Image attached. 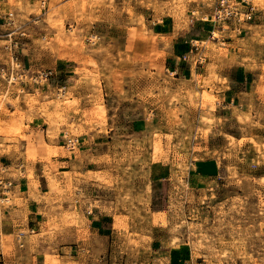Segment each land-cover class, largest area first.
Wrapping results in <instances>:
<instances>
[{
    "label": "rangeland",
    "instance_id": "374dc122",
    "mask_svg": "<svg viewBox=\"0 0 264 264\" xmlns=\"http://www.w3.org/2000/svg\"><path fill=\"white\" fill-rule=\"evenodd\" d=\"M231 1L246 10L243 0ZM215 2L0 0L7 17L0 68L19 58L16 82L0 78V212L19 201L13 184L20 176L34 187L35 168L45 174L49 194L32 196L48 202L39 211L46 264H71L60 262L58 244L74 245L76 255L77 241L90 243V223L113 236L98 264H264V26L257 34L251 28L253 37L238 33L240 55H231L223 44L231 31L209 18ZM250 2L264 13V0ZM24 21L32 32L48 26L56 33L54 42L48 33L35 42L41 66L21 57ZM110 22L117 31L105 38ZM194 45L190 61H181ZM61 47L77 65L66 89L50 61ZM241 67L254 75L240 85L248 95L221 96L230 90L217 86L218 72ZM48 70L49 80L41 77ZM48 81L59 87L40 95ZM19 140L26 160L10 164ZM59 156L68 163H55ZM204 158L219 161L221 177L205 191L189 190L190 164ZM155 167L167 180L151 182Z\"/></svg>",
    "mask_w": 264,
    "mask_h": 264
},
{
    "label": "crops",
    "instance_id": "0c3cea01",
    "mask_svg": "<svg viewBox=\"0 0 264 264\" xmlns=\"http://www.w3.org/2000/svg\"><path fill=\"white\" fill-rule=\"evenodd\" d=\"M17 1V0H15ZM28 1V0H24ZM24 19L27 18L30 23L35 21L31 15L23 16ZM7 17L0 15V28L6 26L3 24V20ZM264 20V13L262 11H257L254 22L243 24V30L238 31L236 26L229 25L227 29L231 33L227 34V40L224 41V45L228 47L229 54L231 55H240V51L236 49L239 40L243 39L241 33L245 36L253 37V31L251 28H254L257 33L261 32V21ZM27 25L28 21H24ZM198 23V21H197ZM196 22L191 23L190 30L186 33H190L192 29L197 24ZM201 25V24H200ZM199 25V26H200ZM225 26V25H224ZM222 27V29L224 28ZM27 33V37L21 40V44L24 46L20 50L26 51L21 55L23 61L27 64L34 66H41V62L37 61L39 55V48L36 47L35 42L38 41L39 36L42 34H47L50 36V41L54 42L55 40V31L48 26H45V31L32 32L34 25L30 24L26 27H22ZM117 31V23H107L104 28V36L112 38V35ZM3 32L0 29V33ZM236 33V34H235ZM54 39V40H53ZM64 48H58V51L54 52L50 57V61L53 63L55 69V78L57 80L66 81L65 86H62V89H66L67 86H73L75 80L78 78L77 74L74 72L77 69L76 61H73L67 57H62L60 52ZM237 61H240L239 59ZM220 78L224 80L223 82L217 83L218 87L222 89H229L230 92L224 91L221 93V96H227L229 99L232 97H237L240 95H248L244 90L240 89V85L244 83V79L248 81V77L254 79L252 72L245 71L242 67L236 69L235 71H228L227 69L220 70L218 72ZM229 75L230 79H226ZM246 82V81H245ZM48 86L43 88H38L40 95L46 96L51 92L52 89L59 87L58 85H51L48 81ZM238 89V90H237ZM40 121H37V125ZM30 128L36 129L32 124H29ZM83 142H86L88 139L85 138L86 135H83ZM46 141V140H45ZM18 145L19 149L17 152L12 154V161H23L25 162L27 157L26 146L27 143L24 140H19L17 144H12L11 148ZM46 150L39 151V157L37 159L36 165L41 163V157L46 155ZM1 154V151H0ZM41 154V155H40ZM2 157V156H0ZM55 163L67 164L68 160L65 157L59 156L52 158ZM14 163L10 161V164ZM36 167V166H35ZM60 169V168H59ZM35 186H31V181L26 175L20 176L13 184V195L17 193L19 201L15 205H10L7 210H4L3 213L0 212V232L3 234V240L0 241V264H46V252L49 250V244L46 239L42 238L41 232L43 231V226L46 223V218L39 213V211L45 207L48 203L47 201H37L32 196L45 197L49 194V184L48 179L45 174H39L38 170L35 168L33 172ZM65 173V172H63ZM165 174L161 170H157V167L152 168L150 171L151 182H162L167 180ZM221 177V164L216 158H204L196 159L191 162L189 171L186 176V184L189 190L192 191H205L207 190L214 180ZM45 184V187L43 186ZM17 189V190H16ZM2 201H5L2 199ZM94 221V220H93ZM92 221V222H93ZM91 224H88L87 228L90 232V243L79 242L77 241V254H73L74 245H63L64 243L58 244V253L60 262H69L71 264H98L94 259L101 258L105 250L111 249V243L113 236H104L101 235V232L96 229L91 228ZM136 228V227H135ZM139 231V232H138ZM143 229L138 228L137 233H141ZM27 232V233H26ZM72 233V232H71ZM36 237L32 239L33 236ZM98 237V238H97ZM78 238V236H77ZM99 241V242H97ZM23 243V247L20 246V243ZM101 246V247H100ZM87 252V259H82L80 251ZM69 253V254H68Z\"/></svg>",
    "mask_w": 264,
    "mask_h": 264
},
{
    "label": "built area",
    "instance_id": "2783aa9c",
    "mask_svg": "<svg viewBox=\"0 0 264 264\" xmlns=\"http://www.w3.org/2000/svg\"><path fill=\"white\" fill-rule=\"evenodd\" d=\"M244 7H246V10L239 9L235 3L231 0H216L214 10L212 15L209 17L212 23L215 27H223L224 25H234L236 26L238 31L243 30V24L251 23L254 21L255 15L257 13V9L252 5L250 0H243ZM10 24H12V21H9ZM8 38H12L11 34H8ZM94 38V37H92ZM17 47V44L13 42V40H10L9 50L13 52V50ZM195 51H198V47L194 45L192 50L188 51L184 55L181 56L180 60L184 63H187L190 61V56ZM18 57L13 56L12 58V65L10 67H3L0 68V78L4 79L8 85L11 83V77L13 76V73H15L14 64L18 62ZM199 60H196L195 63H199ZM53 71L48 70L41 74L42 78H46L47 80L50 79L51 76H53ZM19 79V77H18ZM68 144L70 148L73 150L74 148V142L68 141ZM2 185V183H1ZM7 190V189H5Z\"/></svg>",
    "mask_w": 264,
    "mask_h": 264
},
{
    "label": "bare ground",
    "instance_id": "6f19581e",
    "mask_svg": "<svg viewBox=\"0 0 264 264\" xmlns=\"http://www.w3.org/2000/svg\"><path fill=\"white\" fill-rule=\"evenodd\" d=\"M16 73H13V76L11 77V84H14L17 80V78H15V75ZM62 89V88H61Z\"/></svg>",
    "mask_w": 264,
    "mask_h": 264
}]
</instances>
